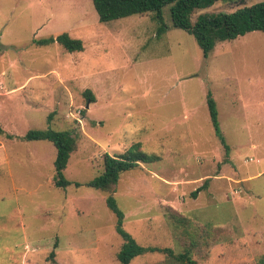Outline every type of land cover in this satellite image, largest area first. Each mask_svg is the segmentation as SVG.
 I'll return each mask as SVG.
<instances>
[{"label":"rangeland","instance_id":"rangeland-1","mask_svg":"<svg viewBox=\"0 0 264 264\" xmlns=\"http://www.w3.org/2000/svg\"><path fill=\"white\" fill-rule=\"evenodd\" d=\"M258 1H217L191 21ZM162 15L161 32L154 12L103 22L92 0H0V264H121L108 195L142 246L189 250L195 264H258L264 31L219 41L204 57L194 35L172 25L169 6ZM64 31L83 50L34 42ZM208 91L228 151L211 124ZM49 128L76 140L65 187L53 184L52 142L22 139ZM135 142L147 161L110 191L87 185L105 153ZM129 264L186 263L155 251Z\"/></svg>","mask_w":264,"mask_h":264},{"label":"trees","instance_id":"trees-1","mask_svg":"<svg viewBox=\"0 0 264 264\" xmlns=\"http://www.w3.org/2000/svg\"><path fill=\"white\" fill-rule=\"evenodd\" d=\"M217 1H236V0H92L93 6L98 13L100 21H109L122 18L132 14H143L154 12L155 17L160 23L159 31H164L166 27L163 22L162 10L169 6L171 23L174 27L182 28L192 33L203 52L204 57H208L209 52L219 41L232 40L250 31H264V0L255 2L251 5H244L233 11L203 12L196 19L191 21V14L196 9H205L212 6ZM243 1V0H239ZM58 42L68 51L83 50V42L79 38H73L68 32L64 31L55 36L36 39L38 45ZM84 94L93 100L90 90H85ZM206 102L211 124L219 137L220 143L228 151L229 146L221 132L216 102L210 91L206 94ZM24 140H49L56 147L54 159L55 176L53 177L54 186H67L71 182L65 178L63 170L71 152L75 148V137L67 130H40L31 129L23 137ZM148 157L141 152L140 143H133L130 148L120 154L103 155V170L95 175L87 185L102 191H110L118 183L121 173L126 172L139 165L140 161H147ZM208 178L204 180L201 187L191 193L193 197L201 188L206 187ZM79 185V183H76ZM108 208L116 216V231L122 236L123 243L117 258L121 264H129L138 255L146 252H164L173 255L186 264H195L190 257V251L185 250L174 254L169 247L142 246L135 238L123 228L124 213L118 207L115 198L108 195L106 198ZM53 254V252H52ZM258 264H264V253L257 258Z\"/></svg>","mask_w":264,"mask_h":264},{"label":"water","instance_id":"water-1","mask_svg":"<svg viewBox=\"0 0 264 264\" xmlns=\"http://www.w3.org/2000/svg\"><path fill=\"white\" fill-rule=\"evenodd\" d=\"M88 106H89V104L86 105V107H88Z\"/></svg>","mask_w":264,"mask_h":264}]
</instances>
